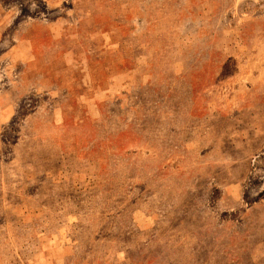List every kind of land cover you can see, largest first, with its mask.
I'll return each instance as SVG.
<instances>
[{
    "label": "rangeland",
    "instance_id": "rangeland-1",
    "mask_svg": "<svg viewBox=\"0 0 264 264\" xmlns=\"http://www.w3.org/2000/svg\"><path fill=\"white\" fill-rule=\"evenodd\" d=\"M0 264H264V0H0Z\"/></svg>",
    "mask_w": 264,
    "mask_h": 264
}]
</instances>
